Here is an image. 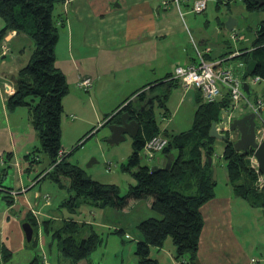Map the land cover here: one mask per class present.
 Here are the masks:
<instances>
[{"label":"trees","instance_id":"1","mask_svg":"<svg viewBox=\"0 0 264 264\" xmlns=\"http://www.w3.org/2000/svg\"><path fill=\"white\" fill-rule=\"evenodd\" d=\"M72 0H0V42L9 32L23 34L31 41L28 61L18 70L15 77V91L6 100V109L12 112L17 108H25L29 114L30 125L39 140L40 147L32 156L26 155L29 164L38 163L36 153H42L48 159V168L42 170L33 179L37 180L48 169L42 178L50 179L59 188H63L62 180H67L68 198L61 206L75 213L84 204L97 208L124 209L130 201L150 200V210L156 215L139 222L136 226L141 240L135 243L134 254L138 264H159L150 257V247L161 248L167 238L171 239L175 248L174 258L188 264H197V251L200 232L203 227L201 207L215 196L216 180L212 179L213 142L208 132L212 123L221 120L220 112L225 102L205 104L199 95L196 98V109L192 127L186 132L173 134L161 131L153 115L154 101L163 107L166 116V99L172 82L155 85L149 91L137 93L136 98H127L119 106V110L107 118L103 125L119 122L122 112H129L139 124L137 136L132 139V153L124 170L131 172L134 184L129 185L125 195L120 196L118 188L112 184H102L85 176L78 167L67 162L68 155L60 142V116L63 112L62 99L68 93V85L64 74L55 66V45L58 40V25L55 10ZM221 2L217 0V3ZM249 11H264V6L256 8L255 3L244 2ZM235 51L228 50L219 59L225 61L226 55ZM239 58L245 65L249 60L256 62L254 73L246 71L244 77H259L264 81V20L260 21L255 31V38L249 50L239 48ZM235 58V56L233 57ZM232 59V58H231ZM145 87V86H144ZM156 89L160 93L154 94ZM152 99L149 105L148 100ZM126 104V105H124ZM141 109H143L141 111ZM164 135L168 144L160 156L165 159L169 154L174 158L168 170L163 166L152 170L140 163V155L144 143L156 135ZM231 134L225 133L224 148L221 159L226 168L228 185L233 193L252 205L264 208V191L257 184L260 174L256 173L249 158L252 151L236 152L232 144L237 139H229ZM36 157V158H35ZM59 160V161H58ZM58 161V162H57ZM262 198V199H261ZM28 223L36 228L33 219ZM48 221L43 222L44 230L51 232L57 241L60 257L69 264H76L86 259L100 243L99 235L89 227V232L77 238L78 230L83 229L73 220H67L59 228L51 230ZM34 233V232H33ZM123 235V230L114 231ZM31 240V243H34ZM9 252L3 253L7 261ZM40 257H33L26 264H40Z\"/></svg>","mask_w":264,"mask_h":264},{"label":"rangeland","instance_id":"2","mask_svg":"<svg viewBox=\"0 0 264 264\" xmlns=\"http://www.w3.org/2000/svg\"><path fill=\"white\" fill-rule=\"evenodd\" d=\"M188 1L187 10L189 9L190 13H185L183 10L184 17L181 23L184 29L182 31L179 29V32L175 34L178 40L174 37L177 41L178 52L171 50V58L178 61L176 63L180 64L185 55L195 57L191 40L195 43H201L203 40L202 44L207 45L214 53L220 54L222 52V55L236 47L250 49L255 38L257 25L264 20V11H249L242 1L224 4L223 2L217 3V0H214L207 4L203 12L194 14L191 12V0ZM227 16L237 21L232 32L226 31L223 27ZM233 34L240 38L238 42H234L231 39ZM8 48L9 53L5 56L6 58H0V61H6L7 68H4L7 69V73L9 72V75L16 77L17 72L14 66L17 62V56L20 60L27 58L31 49V42L24 41V47L20 51L16 42H12L10 47L8 45ZM240 55L241 52H238L235 58L233 56L232 59L229 55H226L225 58H229L220 67L230 68L235 75L241 78L245 72L246 65L238 57ZM241 63L243 65L238 67ZM249 79H246V82H249ZM176 82L179 83L178 81ZM251 88L254 92H261L264 90V83L260 82L257 85H252ZM86 92L83 88H79L77 84L72 86L69 84L68 93L62 99L63 112L60 116V142L66 154L62 152L61 156L63 154L68 155L66 157L67 162L81 169L86 177L102 184L115 185L118 188L119 195L123 196L127 193L129 185L134 184L131 172L123 169L132 153V138L125 135L122 141L117 144H110L108 141L111 136V124L103 125L104 123H102L98 125L99 121L95 120L93 116V108L99 109L97 104L90 98H86L85 108L81 109L80 107L81 98L77 96L79 93L86 95ZM197 96L198 92L196 90L189 89L188 96L185 97L182 87L173 86L165 103L169 110L166 116H163L164 108L159 107L157 102L154 101L153 115L160 130L166 129L173 134H180L191 129ZM250 101H254V96L250 97ZM248 112L249 109L243 101L237 104L231 116L240 118ZM10 124L12 125V130L17 134L16 143L18 144V150L15 154L18 165L24 174L23 180L25 181L27 176L29 177L25 184L27 185L37 174L48 168V159L42 153H36L34 155L39 156L40 161L29 164L31 158L26 159L25 157L27 153L22 150L24 145H28L29 154H33L40 147L39 140L30 125L25 108L16 109L15 115L10 116ZM230 138L234 140L236 135L231 134ZM212 146L213 164L216 168L215 194L218 197L225 198L228 194H231V190L225 185L224 180V176L226 175L225 177H227L226 168L221 159L224 141L216 139ZM249 160L250 164L253 165L251 157ZM163 162L165 163V159ZM140 163L149 167H152L153 164L148 163L141 155ZM0 170H2V167H0ZM2 178L0 176L1 187L9 186L10 177H5L3 180ZM1 187L0 189H2ZM34 191H38L41 197L47 196L49 202L31 200ZM3 196L0 191V205L5 208L9 204L5 201L7 197L3 198ZM231 196V234L224 232L223 238L230 237L233 244H238L243 250L240 258L242 264H264V208L260 205H252L236 195L231 194ZM27 197L30 199L33 221L36 223L32 237L35 242L24 241L22 247L11 251L10 256L5 261L2 256L7 251L5 247H2V241L7 234L9 240H11L13 234L9 226L6 231L4 226H2L0 228V264H26L34 256L40 257L42 254L45 256L46 264H65L62 261H57L59 260L57 259L59 255L57 241L51 232L44 230L43 222L48 221L49 227L56 228L57 226L58 228V225L62 224L60 220L68 214H70V217H75L78 221L84 222L83 229L80 227L78 230L79 232L76 236L78 239L87 235L91 225H93V230L101 239L97 248L88 256L90 264H138L134 251L135 243L141 236L136 226L139 222L151 218L153 215L156 216L147 208V203L144 200H139L137 203L136 201H130L124 210H114L108 207L97 208L84 204L79 209H76L75 213H71L65 207L60 206L62 200L67 197L66 191L58 188L49 179L42 180L34 189L28 191ZM26 210V208L21 207L17 208L16 212L11 211L8 214L14 216L13 218L22 225L28 223ZM50 217L55 220L50 219ZM55 217L60 219L58 223ZM119 230L124 231L121 237L119 233H114V231ZM125 235H127V238H124ZM220 243H222L221 238ZM223 243L227 244L229 240L223 239ZM172 248L171 239L167 238L159 250L155 247H150V257L157 258L159 264H179L169 254ZM39 259L40 264H44L41 257ZM217 261L220 264H225L220 258ZM82 264H84L83 261Z\"/></svg>","mask_w":264,"mask_h":264},{"label":"crops","instance_id":"3","mask_svg":"<svg viewBox=\"0 0 264 264\" xmlns=\"http://www.w3.org/2000/svg\"><path fill=\"white\" fill-rule=\"evenodd\" d=\"M211 1L214 0H209L207 4ZM192 2L193 0H191ZM188 4V0H177V5L175 0H72L57 6L55 17L58 25V40L54 49L55 66L64 74L68 87L69 84L71 86L77 84L81 79H91L92 84L86 95H82L81 92L77 97L81 98V109L85 108L86 98H90L97 104L99 109L93 108V116L95 120L99 121L98 125L113 116L119 110L118 106L127 98L132 101L138 92L149 91L160 82H172L173 86L182 87L185 97L188 96V90L191 88H186L171 78L174 67L187 66L196 61L194 56L185 55L179 64L176 63L178 61L171 58L172 49L176 53L178 52L176 41L178 38L175 34L179 32V29L181 31L184 29L181 24L184 17L183 10L185 13H190V10H187ZM0 21V28H2L3 22ZM4 40L7 41L9 47L12 42H16L19 51L24 47V41H30L27 36L16 34L13 31L7 33L0 42V48ZM191 42L192 49L195 44L200 51L204 52L205 59L208 61H216L222 56V52L214 53L207 45L202 44L203 40L201 43H195L193 40ZM231 50L238 51L239 47ZM5 56L1 55L0 49V58L5 59ZM28 57L20 60L17 56L14 66L16 72L25 66ZM6 65V61H0V167H2L0 176L3 177L2 180L9 176L10 183L7 187L0 185L3 198L7 197L5 201L9 204L5 208L0 205V228L4 226L6 231L9 226L12 231L11 240L7 234L2 241V247H5L6 251L10 253L14 249L21 248L23 242L27 241L20 222L8 213L16 212L17 208L24 207L27 209V217L25 216L27 220L34 219L27 193L39 185L42 180H46L47 178L43 179L42 176L50 170L48 169L37 180L33 179L25 185L29 177L27 176L26 180H23L24 174L18 165L15 154L18 150L17 134L12 130L10 124V116L15 115L16 110L8 112L6 109V100L15 91V77L9 75V72L7 73V69L4 68ZM158 93L160 90L156 89L154 94ZM165 106V112L168 114V107ZM196 107L195 99L194 111ZM26 115L29 120L27 110ZM113 123L116 122L110 124ZM22 150L29 155L28 145H24ZM163 161L162 156H156L152 167L163 166ZM5 166L6 168H4ZM225 176V185L235 196ZM62 183L64 187L60 189L66 191L67 197L62 200L60 206L68 198L67 180H62ZM231 194L225 198L215 194L214 198L200 209L203 227L198 243L197 264H220L217 261L218 258L225 264H242L240 258L243 250L238 244H233L230 237L223 238L224 232L229 234L231 231ZM47 198V196L41 197L38 191H34L31 200L48 203L49 198ZM144 201L147 203V208L150 209V200ZM50 219L55 220L52 217ZM56 219L58 223L60 219ZM67 220H73L79 225L82 223L75 217H70V214L60 221L63 223ZM60 225L62 224H59L58 228ZM50 228L51 230L55 229ZM124 238H127V235ZM220 238L222 243H220ZM141 239L139 237L137 241ZM223 239H228L229 243H223ZM157 249L159 250V248ZM169 252L171 258L175 260L174 245ZM57 259H59L57 261L69 264L60 255ZM153 259L158 262L157 258ZM82 261L84 264H90L88 257L76 264H82ZM175 261L179 264H188L185 261Z\"/></svg>","mask_w":264,"mask_h":264},{"label":"built area","instance_id":"4","mask_svg":"<svg viewBox=\"0 0 264 264\" xmlns=\"http://www.w3.org/2000/svg\"><path fill=\"white\" fill-rule=\"evenodd\" d=\"M209 0H193L191 6V12L194 14L201 13L205 10L207 2ZM224 4H229L230 2H236L241 0H220ZM177 5V0H175ZM231 39L234 42H238L240 39L237 35H231ZM237 40V41H236ZM1 55H7L9 53V48L7 41L1 45ZM193 50L195 53L196 61L186 67L176 66L173 69L171 78L172 80L178 81L182 86L186 88L194 89L198 92L199 98L202 103L212 104L225 102L221 111L227 113L229 122L233 119L231 114L236 109L237 104L240 102H245V106L248 107L249 112L247 114L254 115V134L256 144H260L264 141V90L261 92H254L251 88L252 85H257L264 81L259 77L247 76L244 77V73L241 78L233 73L230 68H222L220 65L225 62L223 59H218L216 61H208L205 59V54L200 51L195 44H193ZM238 51H235L230 55L232 58L236 56ZM243 63L239 64L241 67ZM250 78L249 82L246 79ZM247 83L250 88L251 95L254 96V101H250V97L244 92L242 84ZM91 79L84 78L78 81L77 86L88 91L91 87ZM246 115V114H245ZM73 118L72 115H70ZM241 118V117H240ZM220 123V121L218 122ZM216 123V124H218ZM168 140L161 134L151 137L144 143L141 156L148 162L152 163L157 155H160L164 148L167 146ZM251 150V149H249ZM252 151V167L257 171V162L253 156ZM62 152H60V155ZM58 162V161H57ZM259 174V173H258ZM263 178L260 175L257 180L259 187L262 185ZM48 199V198H47ZM41 259L44 264H46V259L44 254H42Z\"/></svg>","mask_w":264,"mask_h":264},{"label":"water","instance_id":"5","mask_svg":"<svg viewBox=\"0 0 264 264\" xmlns=\"http://www.w3.org/2000/svg\"><path fill=\"white\" fill-rule=\"evenodd\" d=\"M242 2H251L256 4V8L264 6V0H241ZM237 21L227 16L223 24L226 31L232 32L236 26ZM256 62L249 60L245 67V71L251 75L254 73ZM242 88L248 97L251 95L250 88L247 83L242 84ZM152 103V99L148 100V104ZM143 109H141L142 111ZM220 123H212L208 132L209 137L217 140H225V133H235L238 137L232 144L233 149L236 152L246 153L249 149L254 150L253 156L257 162V171L262 176L263 181L260 187L261 191H264V141L260 144L255 142L254 134V115L246 114L241 118L233 119L229 122L227 113L220 112ZM111 136L109 139L110 144H117L124 139L125 135L130 136L132 139L137 136L139 130V124L135 119L131 118L129 112H122L119 115V122L110 125ZM174 158L173 154H169L164 165L166 170L169 169L170 164ZM211 159H208V164L211 165ZM152 170L158 169L157 166L151 167ZM212 179L216 180V168L212 166ZM22 230L25 236V240L30 242L33 237V228L29 223L22 224Z\"/></svg>","mask_w":264,"mask_h":264},{"label":"flooded vegetation","instance_id":"6","mask_svg":"<svg viewBox=\"0 0 264 264\" xmlns=\"http://www.w3.org/2000/svg\"><path fill=\"white\" fill-rule=\"evenodd\" d=\"M126 112H128V111H126ZM129 112H132V110H129ZM136 117H137L136 114L134 116L131 114L132 119H135Z\"/></svg>","mask_w":264,"mask_h":264}]
</instances>
